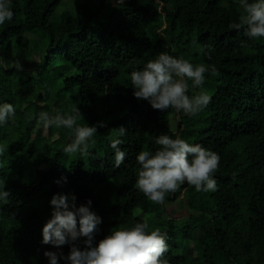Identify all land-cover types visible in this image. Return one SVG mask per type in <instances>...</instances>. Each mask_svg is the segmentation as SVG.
Returning a JSON list of instances; mask_svg holds the SVG:
<instances>
[{"label":"trees","instance_id":"obj_1","mask_svg":"<svg viewBox=\"0 0 264 264\" xmlns=\"http://www.w3.org/2000/svg\"><path fill=\"white\" fill-rule=\"evenodd\" d=\"M67 1L11 0L13 19L0 25L7 65L0 102L16 111L14 123L0 126V180L11 178L12 193L0 204V264H48L44 251L54 249L41 245V232L57 193H74L78 205L93 201L103 221L97 241L145 221L148 231L167 233L169 264H264V38L229 29L242 12L238 0H69V9ZM161 52L215 66L218 75L206 74L203 86L211 102L196 116L155 110L133 96L130 72ZM188 84V95L199 92ZM77 108L85 120L78 123L106 126L88 155L69 165L71 130L37 119L41 111ZM161 134L219 154L216 191L185 182L160 208L135 188L136 155L154 152ZM110 135L128 153L119 168ZM61 177L67 183L57 184ZM107 184L115 189L111 201L99 190ZM179 212L187 217L176 219Z\"/></svg>","mask_w":264,"mask_h":264},{"label":"clouds","instance_id":"obj_2","mask_svg":"<svg viewBox=\"0 0 264 264\" xmlns=\"http://www.w3.org/2000/svg\"><path fill=\"white\" fill-rule=\"evenodd\" d=\"M235 2V0H234ZM242 9L237 22L229 24L230 30L239 32L250 39L264 38V0H238ZM14 12L11 0H0V25L12 21ZM7 67L0 59V68ZM18 70H22L17 63ZM206 74L215 76V66L193 64L183 56L177 57L161 52L149 59L142 68L130 72L133 96L138 101H147L155 110L174 109L177 113L196 116L211 102V96L204 89ZM199 89L198 94L188 95L189 84ZM15 107L11 103L0 102V126L15 122ZM84 120L79 108L73 114H62L58 109L38 113L37 123L44 128H66L71 130V142L65 147L67 155L80 153L88 155L90 146L96 143L94 137L104 122L96 125L80 124ZM85 121V120H84ZM118 137H124L126 130H117ZM114 151V165L119 168L125 161L127 150H122L121 138L109 136ZM159 147L153 152L142 150L136 155L139 165L135 188L149 200L164 204L166 195L175 192L187 182L197 192L217 190L214 173L219 167L220 156L217 152L200 144H190L177 135L167 134L154 137ZM4 151L0 146V153ZM67 183L61 177L56 183ZM12 196L0 180V204H6ZM52 209L50 218L42 228V246L54 250L44 251L48 264H169L165 253L168 252L167 233L159 228L148 231L145 221H137L132 227L112 229L107 236L97 241L102 218L93 210V201L77 203L74 193L54 194L49 201ZM69 251L64 253L63 247Z\"/></svg>","mask_w":264,"mask_h":264},{"label":"rangeland","instance_id":"obj_3","mask_svg":"<svg viewBox=\"0 0 264 264\" xmlns=\"http://www.w3.org/2000/svg\"><path fill=\"white\" fill-rule=\"evenodd\" d=\"M72 7V4L71 3H69V0L67 1V8L69 9V8H71ZM64 9H65V6H62L60 9H59V12H63L64 11ZM32 39L34 40L35 39V37H32ZM196 47L197 46H195V47H193V49L195 50L196 49ZM198 48V47H197ZM36 61H38V59L36 58L35 59ZM34 60V61H35ZM50 92H51V90H50ZM196 94H198V93H196ZM116 108H118L119 109V107H116ZM172 126L174 127V121H172ZM46 135H47V133H45ZM79 153H73V154H71V155H67L66 154V156H65V158H66V160H67V162L69 163V165L70 164H72L74 161H75V159H76V156L78 155ZM45 170H48L49 168L48 167H46V168H44ZM42 170H43V168H42ZM10 182H11V178H7L5 181H4V184L8 187L9 185H10ZM112 185H114L113 183H112ZM101 192H103V196L107 199V200H109V201H111V199H112V197H113V195H114V188H113V186H111L110 184H107L105 187H102L101 189H99ZM212 193V192H211ZM210 194V193H209ZM41 204H43V202H35L34 203V206L35 205H40L41 206ZM153 205L154 206H156L157 205V203H153ZM160 205V208H161V204H159ZM167 205V203L165 204V210H166V212H168L169 214L172 212V208H171V206H166ZM184 218V217H187V214L186 213H184V212H179V213H177L176 215H175V218L176 219H178V218Z\"/></svg>","mask_w":264,"mask_h":264}]
</instances>
